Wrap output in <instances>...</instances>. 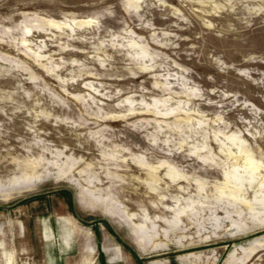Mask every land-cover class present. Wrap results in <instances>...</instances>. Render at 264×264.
I'll list each match as a JSON object with an SVG mask.
<instances>
[{"label":"rangeland","instance_id":"374dc122","mask_svg":"<svg viewBox=\"0 0 264 264\" xmlns=\"http://www.w3.org/2000/svg\"><path fill=\"white\" fill-rule=\"evenodd\" d=\"M0 264H264V0H0Z\"/></svg>","mask_w":264,"mask_h":264},{"label":"trees","instance_id":"16d2710c","mask_svg":"<svg viewBox=\"0 0 264 264\" xmlns=\"http://www.w3.org/2000/svg\"><path fill=\"white\" fill-rule=\"evenodd\" d=\"M111 230H112V228H111ZM113 231V230H112Z\"/></svg>","mask_w":264,"mask_h":264}]
</instances>
